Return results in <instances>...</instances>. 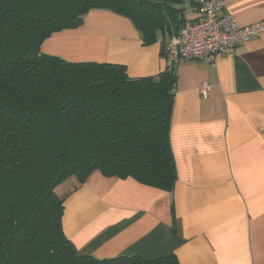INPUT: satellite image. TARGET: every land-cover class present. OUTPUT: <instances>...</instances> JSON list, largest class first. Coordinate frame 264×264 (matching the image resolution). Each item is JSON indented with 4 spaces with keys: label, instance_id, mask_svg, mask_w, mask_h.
<instances>
[{
    "label": "trees",
    "instance_id": "obj_1",
    "mask_svg": "<svg viewBox=\"0 0 264 264\" xmlns=\"http://www.w3.org/2000/svg\"><path fill=\"white\" fill-rule=\"evenodd\" d=\"M184 0H0V264H180L175 255L96 258L66 237L65 199L93 171L172 190L175 71L41 52L95 8L128 17L144 44L184 27Z\"/></svg>",
    "mask_w": 264,
    "mask_h": 264
},
{
    "label": "crops",
    "instance_id": "obj_2",
    "mask_svg": "<svg viewBox=\"0 0 264 264\" xmlns=\"http://www.w3.org/2000/svg\"><path fill=\"white\" fill-rule=\"evenodd\" d=\"M182 7L184 29L197 14L191 0ZM223 12L250 25L264 20V0H225ZM168 38L144 44L128 17L95 8L79 27L46 38L40 50L72 62L123 64L139 78L166 69ZM175 74L172 190L93 171L65 199L63 231L76 253L96 258L264 264V32L212 62L184 60ZM205 81L207 98L198 93Z\"/></svg>",
    "mask_w": 264,
    "mask_h": 264
},
{
    "label": "built area",
    "instance_id": "obj_3",
    "mask_svg": "<svg viewBox=\"0 0 264 264\" xmlns=\"http://www.w3.org/2000/svg\"><path fill=\"white\" fill-rule=\"evenodd\" d=\"M196 18L178 34L172 35L164 45L166 68L188 59L207 60L228 54L235 46L257 38L264 32V20L239 26L231 14L223 12L225 0H191ZM211 84L201 82L198 93L209 97Z\"/></svg>",
    "mask_w": 264,
    "mask_h": 264
}]
</instances>
